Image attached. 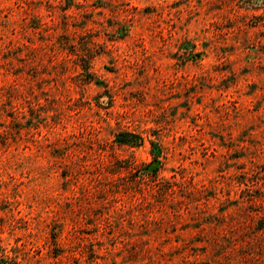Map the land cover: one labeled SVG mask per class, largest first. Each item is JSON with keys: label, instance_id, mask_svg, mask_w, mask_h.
Listing matches in <instances>:
<instances>
[{"label": "rangeland", "instance_id": "374dc122", "mask_svg": "<svg viewBox=\"0 0 264 264\" xmlns=\"http://www.w3.org/2000/svg\"><path fill=\"white\" fill-rule=\"evenodd\" d=\"M0 248L264 264V0H0Z\"/></svg>", "mask_w": 264, "mask_h": 264}, {"label": "trees", "instance_id": "16d2710c", "mask_svg": "<svg viewBox=\"0 0 264 264\" xmlns=\"http://www.w3.org/2000/svg\"><path fill=\"white\" fill-rule=\"evenodd\" d=\"M87 68V67H86ZM90 80V79H89ZM136 137V136H135ZM139 138V137H138ZM123 143V142H122ZM125 143V142H124ZM137 143V139L135 140V139H132V140H130L129 141V143L128 144H131V145H133V144H136ZM154 156H156V154H154ZM154 160H155V158H154ZM148 166V164H146L144 167H147ZM153 171L154 172H156L157 171V167L156 168H154L153 169ZM147 173V172H146ZM147 174H149V173H147ZM0 257H7L5 254H4V251H3V248H0ZM1 263L2 264H12V263H8L7 261H1Z\"/></svg>", "mask_w": 264, "mask_h": 264}]
</instances>
